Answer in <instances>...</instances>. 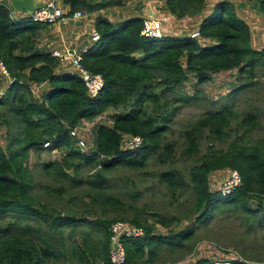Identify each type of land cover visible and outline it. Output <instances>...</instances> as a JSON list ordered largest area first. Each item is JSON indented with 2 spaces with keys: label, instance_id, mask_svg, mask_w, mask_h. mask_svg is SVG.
<instances>
[{
  "label": "trees",
  "instance_id": "16d2710c",
  "mask_svg": "<svg viewBox=\"0 0 264 264\" xmlns=\"http://www.w3.org/2000/svg\"><path fill=\"white\" fill-rule=\"evenodd\" d=\"M60 1L68 4L67 12L81 7L89 11L111 3ZM203 1L166 3L170 12L181 16L200 10ZM249 1L264 16V0ZM43 25L27 15L12 17L7 5L0 3V60L10 77L0 94V123L6 127L4 143L0 144V264H92L96 259L109 264L107 225L117 218L144 229L143 235L124 239L123 264H153L152 256L157 250L180 245L197 227L215 217L222 218L223 213L239 217L245 230L264 224V136L248 139L243 145L232 140L221 152L222 158L204 156L198 163L187 165L185 172L174 164L177 156H186L196 148L204 129L210 140H222L235 120L234 130L240 129V136L247 139L257 126L252 112L238 115L227 104L206 109L182 130L183 144L178 155L172 150L175 140H163L175 108L165 97L170 92L175 96L173 101L190 99L192 96L181 90L189 75L200 82L209 72L238 67L247 75L236 88L237 93L250 82L253 66H264V45L257 49L250 44L249 27L236 14L231 1H215L199 22V35L215 38L211 44H200L189 35H139L138 16L118 22L96 16L94 28L99 37L82 53L83 65L103 77L102 87L94 97L87 95L73 71L57 70L60 61L51 51L36 45L37 31ZM39 83L41 88L33 93L31 84ZM118 106L121 110L113 114L111 124L95 125L93 150L86 153L73 147L69 126ZM121 133L138 134L141 144L122 148ZM43 141L48 142L45 149L49 152L65 148L59 159L40 161L41 169L54 185H37L23 162L27 151L41 148ZM152 153L158 159L170 158L168 166L157 172V181L174 197L185 190L192 193L191 200L182 201V216L194 222L169 236L153 235V226L145 222L142 210L129 209L111 191L102 173L114 165L138 169ZM70 158L99 163L85 176L79 189L84 214L71 209L75 195L66 196L67 184L72 186L82 180L77 176L78 163H72ZM70 165L72 174L65 170ZM226 166L238 171L240 181L222 195L208 188V173ZM41 191L53 194V201L57 197L61 204L40 199ZM250 194L257 197V205L247 203ZM236 249L237 253L242 250ZM222 261L221 264H246L237 259Z\"/></svg>",
  "mask_w": 264,
  "mask_h": 264
},
{
  "label": "rangeland",
  "instance_id": "374dc122",
  "mask_svg": "<svg viewBox=\"0 0 264 264\" xmlns=\"http://www.w3.org/2000/svg\"><path fill=\"white\" fill-rule=\"evenodd\" d=\"M119 1L111 0V3L104 6L111 4L112 9H114L115 4ZM244 4L245 7H236V10L234 5L233 7L236 14L249 27L250 44L259 49L264 45V16L256 10L252 1H245ZM210 7L212 8V3ZM210 7L209 10H211ZM81 8L86 12L85 8ZM112 21H115V19H112ZM62 71L70 72V69ZM246 75L247 72L243 69L240 70L238 67L209 72L207 77L200 82L195 77L189 75L188 79L184 80L181 90L187 92V95L192 96L190 99H175L173 101V97L175 96H172L170 92L167 93V97L165 98L169 102V105H174L175 108L168 119V128L164 131L163 140H175V144L172 147L175 155H178L180 147L183 144L181 132L184 127L195 120L206 109H216L221 105L227 104V106H231L236 110L238 115L246 111L252 112L257 121L256 128L252 129L247 139L240 136V129L234 130L233 124L235 120L230 122L227 127V129H230L228 136L222 140L213 138L210 140L204 129L197 141L196 148L188 152L186 156H177L174 160V164L182 168L183 172L186 171L187 165L198 163L201 160L200 158L204 156L214 155L215 157L222 158L221 152L228 149L227 145L232 140H236L243 145L248 139L264 136V66L256 63L253 66L250 82L236 93L238 85L246 81ZM120 110V106L109 107L97 114L92 122H86L84 128L80 127L81 134L87 140L86 149H90L91 146L93 147V129L95 125L98 123L111 124L113 114ZM77 125H81L80 122ZM5 134L6 127L0 123L1 145L4 143ZM64 149L62 147L59 150L49 152L47 149L41 147L37 149L30 148L27 151L23 162L30 169L32 179L37 185L39 182L54 185L52 178L47 176L41 169L40 161L54 158L59 159ZM210 151L212 154L209 153ZM154 153L150 154L146 162L138 169L114 165L109 169H103L102 173L104 174V179L111 185V191L120 196L125 205L127 207L130 206L128 207L129 209L142 210L145 222L149 226H153L151 229L153 235L169 236L194 222L191 218L182 216L185 207V204L182 205V201L184 199L185 202L191 200L192 193L185 190L181 195L174 197L168 188L163 187V184L157 181V172L168 166L170 158L167 160L158 159L154 156ZM70 160L72 163H78L77 176L82 180L75 185L72 184V186H69L68 183L66 196L75 195L74 204H71V209H75L76 214H84L85 210L80 206L81 195H79V189L84 185V178L90 172L93 163H87L76 158H70ZM71 165L65 168L69 174L73 173ZM228 168L230 167H221L208 173V188L210 190H216L218 182L226 176ZM41 196H44V198ZM40 199L47 200L49 204H53L54 195H44V192L41 191ZM55 199L56 202L54 203L60 205L61 200L57 197ZM247 201L251 206L257 205V197L253 194L248 195ZM261 201L264 209V196H261ZM176 215L178 217H175ZM228 215L223 213L221 214L222 218L215 217L211 221L197 227L192 232V235L183 239L182 243L178 246L172 248L163 247L157 250L152 256L153 264H170V262L172 264H221L224 263L222 261L224 259H237L246 264H264V224L252 231L245 230L240 225L239 217L234 216V214ZM239 233L242 236V240H240ZM236 247L239 250L242 249L241 252L239 251L240 253H237ZM241 255H245L248 259H243ZM55 264L60 263L55 262ZM92 264L103 263L101 260L96 259Z\"/></svg>",
  "mask_w": 264,
  "mask_h": 264
},
{
  "label": "crops",
  "instance_id": "0c3cea01",
  "mask_svg": "<svg viewBox=\"0 0 264 264\" xmlns=\"http://www.w3.org/2000/svg\"><path fill=\"white\" fill-rule=\"evenodd\" d=\"M4 1H6L4 3ZM34 6L41 5L46 0H32ZM105 0H89L90 3L104 2ZM217 0H204L200 10L191 13L176 16L168 9L166 0H120L112 9V5L100 6L99 8L89 11L82 10V15L78 17L69 16L70 12L65 13L55 22L41 26L36 35V45L43 49L59 51L66 49H76L78 47L89 45L91 40L89 33L94 29V19L96 16H104L108 20H122L127 17H142L148 13L156 16L160 22V28L163 35H189L191 31L197 30L200 20L210 11L209 7ZM236 7H245V1L249 0H229ZM0 3L6 4L9 14L14 17L27 15L28 10L15 9L8 0H0ZM65 10L69 8L67 3L58 1ZM244 4V6H243ZM253 4V1H252ZM211 8V7H210ZM110 12V13H109ZM190 15V16H189ZM112 18V19H111ZM112 21V22H115ZM200 44H211L215 38L201 36L199 33L194 36ZM72 71V66L67 62H59L57 70ZM10 81L8 74L0 71V94L4 91L5 86ZM36 85V84H35ZM31 86H34L31 84ZM42 83L39 85L41 88Z\"/></svg>",
  "mask_w": 264,
  "mask_h": 264
},
{
  "label": "built area",
  "instance_id": "2783aa9c",
  "mask_svg": "<svg viewBox=\"0 0 264 264\" xmlns=\"http://www.w3.org/2000/svg\"><path fill=\"white\" fill-rule=\"evenodd\" d=\"M68 10V9H67ZM63 7L60 6L57 0H46L43 4L34 6L28 13L27 16L37 22L49 24L55 21L58 18L66 16L67 13ZM82 8L74 9L73 11L67 14L71 17H78L82 15ZM139 35L145 37H159L161 36L160 22L156 16L152 13H148L141 17V25L138 31ZM198 34L197 30L191 31L189 36L194 37ZM99 34L94 28L89 33V38L91 41L98 39ZM88 46V45H87ZM86 45L78 47L76 49H64L59 51L53 49L51 54L56 56L60 62H67L72 66V71L81 79L86 93L90 97H94L103 84V77L99 72L90 71L82 63V53L87 48ZM0 71L3 74H8L7 70L0 60ZM39 84H33L30 86L33 93H36L39 88ZM99 114V113H98ZM96 116V115H95ZM94 117L91 119H81L79 122L81 125H73L68 127V135L72 141L73 147L89 153L90 150H93L94 146L90 149H86L87 140L80 132V127L84 128L86 122H92ZM141 137L138 134L130 133H121V147L122 148H133L141 144ZM48 145L47 141L42 142V148H45ZM99 166V163L93 165L91 171H94L96 167ZM89 172V173H90ZM240 176L238 171L235 168H229L227 174L218 182L216 191L219 194H226L230 192L235 186L239 184ZM144 229L142 226L133 224L124 219H113L107 225V234H108V259L109 264H123L125 259V249H124V239L138 237L143 235Z\"/></svg>",
  "mask_w": 264,
  "mask_h": 264
},
{
  "label": "water",
  "instance_id": "95a60500",
  "mask_svg": "<svg viewBox=\"0 0 264 264\" xmlns=\"http://www.w3.org/2000/svg\"><path fill=\"white\" fill-rule=\"evenodd\" d=\"M8 1L17 10L30 11L32 8H34V4L32 0H8Z\"/></svg>",
  "mask_w": 264,
  "mask_h": 264
}]
</instances>
